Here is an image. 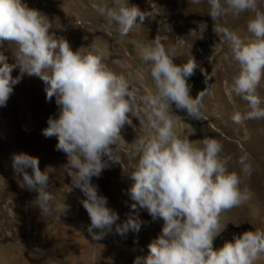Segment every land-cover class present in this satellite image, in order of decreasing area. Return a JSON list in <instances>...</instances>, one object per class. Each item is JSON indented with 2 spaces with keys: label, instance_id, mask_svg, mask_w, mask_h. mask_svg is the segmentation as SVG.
Wrapping results in <instances>:
<instances>
[{
  "label": "clouds",
  "instance_id": "1",
  "mask_svg": "<svg viewBox=\"0 0 264 264\" xmlns=\"http://www.w3.org/2000/svg\"><path fill=\"white\" fill-rule=\"evenodd\" d=\"M207 3L213 31L229 49L230 56L225 59L238 65L230 93L246 104L243 111L234 110L230 119L236 124L262 120L264 97L258 89L264 80V10L258 0ZM91 7L101 18L114 22L125 36L152 16L129 5L128 0H112L111 6L94 2ZM244 12L252 13L246 25L248 35L218 22L229 13L239 16ZM50 29L49 18L24 0H0V48L5 42L14 46V63L0 51V107L7 105L13 86L25 75L42 80L47 101L55 98L58 115L48 118L42 134L56 137V149L67 156L72 186L85 197L80 202L91 221L87 231L92 239H102L119 219L107 206L106 197L98 194L92 178L99 177L109 162L121 163L116 151L122 129L131 125L136 131L131 146L134 163L126 172L132 180L128 190L131 209L135 212L139 205L154 221H163L148 253L137 255L133 264H256L264 256V228L234 234L221 247H214V239L224 228L221 214L252 198L251 189L242 187L243 177L253 171L249 156L238 157L237 172L229 168L232 158L224 154L218 139L205 136L194 146L188 136L174 130L179 116L173 113V104L191 118L206 119L202 109L208 87L193 97L188 79L200 67L207 84L209 73L191 55L175 63L178 50L166 46L168 36L158 33L146 45L135 43L154 88L145 93L135 87L130 76L111 70L102 54L85 48L73 51L66 38L57 37ZM16 68L19 75L13 77ZM132 117L139 124L146 122L144 134L133 125ZM12 168L22 176L20 186L37 193L32 203L41 215H52L56 197L49 191V176L41 171L38 158L14 153ZM140 227L139 218L129 215L116 224V231L123 236L129 229L138 232Z\"/></svg>",
  "mask_w": 264,
  "mask_h": 264
},
{
  "label": "rangeland",
  "instance_id": "2",
  "mask_svg": "<svg viewBox=\"0 0 264 264\" xmlns=\"http://www.w3.org/2000/svg\"><path fill=\"white\" fill-rule=\"evenodd\" d=\"M30 8L46 15L57 37L63 36L73 51L85 48L102 54L104 63L118 74L128 75L135 87L145 93L154 91L152 80L144 71L146 65L139 57L135 43L148 44L158 33L168 36L166 46L175 47L180 56L175 63L186 61L191 55L208 73L205 83L200 67L188 79L190 94L195 97L206 87L203 99L204 120L189 117L173 104L172 111L179 116L174 130L188 136L194 146L205 136L218 139L224 154L230 156L229 168L239 172L236 160L242 154L249 156L253 171L243 177V186L252 191V198L221 214V233L214 239L219 248L233 235L246 230L264 228V119L234 123L230 117L234 110L243 111L246 104L230 93L229 85L238 65L230 56L224 40L213 31L214 21L209 16L207 0L195 4L192 0H128L129 5L152 13L143 24L128 35H121L118 26L101 18L91 7L97 2L112 5V0H24ZM264 10V0H258ZM252 13L239 16L227 14L219 23L240 35H248L246 25ZM139 22V21H138ZM12 48L7 42L0 51L14 63ZM19 75V69L12 76ZM264 97V80L258 89ZM55 98L46 100L44 84L38 77L25 75L13 86L7 105L0 107V264H133L137 255H146L148 245L158 237L163 221L153 220L149 213L137 205L129 195L132 184L126 173L134 163L132 141L136 137L133 126L125 125L116 155L121 163L109 162L99 177H93L98 194L107 199V206L118 214L116 224H122L129 215L139 218L138 232L129 229L123 236L112 230L100 240H93L87 228L90 218L82 203L84 194L72 186L71 169L67 156L56 149L57 138H47L42 129L50 116H57ZM132 123L144 134L146 122L132 117ZM24 152L38 158L41 171L49 176V191L56 197V211L42 216L33 205L37 195L20 186L22 176L14 173L12 155ZM31 173V169H27ZM59 217V218H58ZM98 231V230H97ZM256 264H264L262 256Z\"/></svg>",
  "mask_w": 264,
  "mask_h": 264
}]
</instances>
